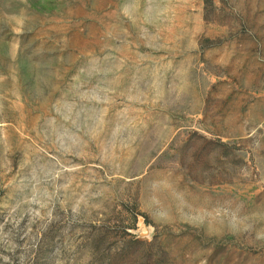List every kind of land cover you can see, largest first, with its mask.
<instances>
[{
  "label": "rangeland",
  "instance_id": "374dc122",
  "mask_svg": "<svg viewBox=\"0 0 264 264\" xmlns=\"http://www.w3.org/2000/svg\"><path fill=\"white\" fill-rule=\"evenodd\" d=\"M0 264H264V0H0Z\"/></svg>",
  "mask_w": 264,
  "mask_h": 264
}]
</instances>
